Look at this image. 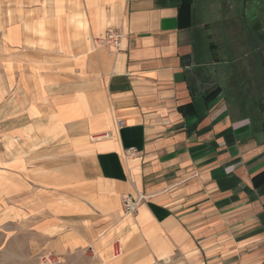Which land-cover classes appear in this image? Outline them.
Returning a JSON list of instances; mask_svg holds the SVG:
<instances>
[{
  "label": "crops",
  "instance_id": "crops-1",
  "mask_svg": "<svg viewBox=\"0 0 264 264\" xmlns=\"http://www.w3.org/2000/svg\"><path fill=\"white\" fill-rule=\"evenodd\" d=\"M0 132L1 163L90 194L65 253L264 264V0H0Z\"/></svg>",
  "mask_w": 264,
  "mask_h": 264
},
{
  "label": "rangeland",
  "instance_id": "rangeland-1",
  "mask_svg": "<svg viewBox=\"0 0 264 264\" xmlns=\"http://www.w3.org/2000/svg\"><path fill=\"white\" fill-rule=\"evenodd\" d=\"M1 135L0 264H91L55 244L65 231L85 230L90 224V194L49 186L45 173L35 176L30 168L17 172L15 164L1 163L7 159Z\"/></svg>",
  "mask_w": 264,
  "mask_h": 264
},
{
  "label": "built area",
  "instance_id": "built-area-1",
  "mask_svg": "<svg viewBox=\"0 0 264 264\" xmlns=\"http://www.w3.org/2000/svg\"><path fill=\"white\" fill-rule=\"evenodd\" d=\"M123 38V33L116 27H109L106 31L104 38L98 40L101 44H106L111 46L115 51H118L121 46V40ZM119 126L124 125L122 119L118 120ZM141 198H135L131 195L124 196L123 206L127 214H135Z\"/></svg>",
  "mask_w": 264,
  "mask_h": 264
}]
</instances>
